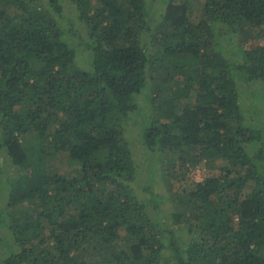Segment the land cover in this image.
Masks as SVG:
<instances>
[{"label":"trees","instance_id":"1","mask_svg":"<svg viewBox=\"0 0 264 264\" xmlns=\"http://www.w3.org/2000/svg\"><path fill=\"white\" fill-rule=\"evenodd\" d=\"M202 10L0 0V264H264V0Z\"/></svg>","mask_w":264,"mask_h":264},{"label":"rangeland","instance_id":"2","mask_svg":"<svg viewBox=\"0 0 264 264\" xmlns=\"http://www.w3.org/2000/svg\"><path fill=\"white\" fill-rule=\"evenodd\" d=\"M205 2H206V0H190L192 13H193L192 18L196 22L201 17L200 14L203 11L202 9L204 7ZM65 10L66 11L70 10V5L67 1L65 2ZM241 33H242V30H240L238 28V30L236 31V34L238 36L236 35L237 38H234L235 42H237V39ZM249 44L252 45L253 42H250ZM259 44L261 45V44H263V42L260 41ZM170 71H171L170 72L171 74H174V71H172V70H170ZM194 93H196V91H193V89H191V96H195ZM135 124H136L135 120H134V122L132 121V127L134 126V130L132 131V137L134 140V151H136L137 154H139L141 157H143V160L149 159L148 156L143 151V145L141 143H139V138H134V137L138 136L139 131H140V130H138V127L136 128ZM35 134L36 133L34 132V136L31 134H27L26 136H24L25 137V138L23 137L24 143L28 144V142H32V141L34 142V140H37V138H35ZM52 150L55 151L54 148ZM56 152H57L56 154L50 155L47 159L46 169L50 173L61 174L67 178H71L73 176H79L81 174L80 165L77 162H75L74 160H72L69 157V154L66 153V151L58 150ZM165 159H167V155L165 156ZM140 161H142V158L140 159ZM0 162L6 163V157H4V156L1 157ZM217 172H218L217 167L215 169H212L210 166H208L206 164L205 160L203 159V160L197 162L195 165H193L190 168V170L188 172V177L183 182H187V184H190L189 185V188H190L193 185V181L194 182L201 181L206 176L212 175L213 173H217ZM181 182L179 181V182H177V184H179ZM176 187H177V185L175 184L173 189H176ZM159 188H162V187H159Z\"/></svg>","mask_w":264,"mask_h":264}]
</instances>
